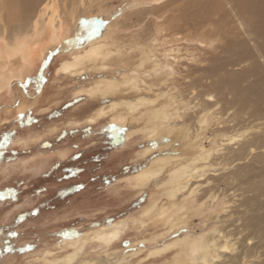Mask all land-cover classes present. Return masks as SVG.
I'll return each instance as SVG.
<instances>
[{"label": "rangeland", "instance_id": "rangeland-1", "mask_svg": "<svg viewBox=\"0 0 264 264\" xmlns=\"http://www.w3.org/2000/svg\"><path fill=\"white\" fill-rule=\"evenodd\" d=\"M102 1L90 4L93 6L88 7L81 27L76 30L78 36L65 28L57 42L48 41L49 44H46V39L43 53L40 57L35 56L30 63L23 62L19 56L10 57L9 60L0 59V76L7 69L16 73L19 70L23 75L22 79L13 77L10 85L0 91V264H65L64 260L69 255H73L69 264H189V257L183 253L182 247L171 248L159 255L152 253L153 248L186 238L191 241L214 226H228L226 229L234 233L240 222L248 220L249 214L256 217V213L264 212V207L259 211L249 207V212L239 207V215L235 213L231 217L227 216V219L213 221V216L222 211L227 198L238 203L244 195L253 194L251 191L242 194L246 187L250 188V182L264 185L256 177L247 181L240 178L232 182H225L224 179L218 182L216 193L219 195L212 208L203 209V198L198 201L191 195L190 200L183 201V198L178 200L177 195L171 198L173 207L165 218L154 211L147 214L149 206L166 203L169 197L167 190L174 186V183H169V173L186 161L187 152L195 153L198 150V146L190 142L192 138L181 140L182 136L177 129L174 130L176 134L173 132V136H168L169 130L163 127H160L164 135L162 143L157 141L151 144L153 141L148 139L146 133L156 121L151 110L166 107L170 101L167 95H157L154 88L161 86L162 80L170 75L173 79L170 86L177 81L175 85L179 89H186V85L181 83V73L186 70L191 74L190 80L202 78L201 84H191L198 91L199 98L202 95L204 98L205 93L212 94L216 99L220 97L217 87L210 86V76L205 78L206 71L203 72L202 67L204 64L208 66L206 61H212L213 55H223V49L216 47L223 45L216 30L222 32L226 40L234 37L236 32L233 31H238L234 17L225 3L233 7L237 1ZM57 2L53 8L59 13L63 5L61 0ZM12 17L15 18V15ZM4 20L0 22V30L5 22L9 25L7 18ZM11 23H15V20ZM169 26L175 30H169ZM158 28H161L157 32L159 41L163 35L161 31L168 41L160 49L176 47L179 52L182 51L179 53L181 58L176 65L166 67L167 74H159L160 79L156 82H153L155 76L143 74L142 77L148 80L147 84L152 86L150 89L137 90L127 86L123 92H143L139 96L157 100L151 107L143 106L134 112L117 107V110L97 117L95 109L113 99L103 98L99 103L96 101L101 98H87L85 93H75L79 90L76 88L91 80L88 79L91 75L82 74L76 81L58 70L63 60L80 52L98 35L105 33L103 39L106 43L113 39L122 41L127 37L145 42L148 33ZM169 37H203L209 38L213 44L205 47L204 42L198 43L201 48L194 50L190 46H182L184 40L174 43L169 41ZM211 46L213 49H209ZM130 51L133 53L128 54L130 58L119 57L116 60L118 64H109L119 69L118 72L113 69L117 81L121 80L122 74L138 68L140 50ZM193 55L202 59L199 66H195ZM150 65V62L145 63L144 67H140L141 71L148 72ZM201 88L204 93L200 91ZM190 90L186 89L185 93ZM137 97L132 96L131 100ZM186 101L185 96L183 106ZM192 103L196 104L194 110L200 108L199 103ZM117 114L125 118L122 124L114 125L111 119ZM92 117L95 120L90 121L88 118ZM5 135L8 136L7 140ZM208 135L207 132L199 135L204 137L205 149L212 141L211 138L206 139ZM216 144L220 146L218 139ZM146 147L152 149L145 155L143 150ZM165 156H171L170 164L164 166L161 175L143 186H137L133 179L135 173L149 167L152 160L154 163L157 158ZM239 164V161H231V168L225 170ZM245 169L249 172H242L247 177L254 171L258 173L253 167ZM217 173L220 174V171ZM203 178L205 176L193 182L200 183L204 181ZM258 199L264 204V195ZM175 220L181 222L172 227ZM113 226L118 229L111 243L97 242L94 237L96 233L103 228L106 232L112 231ZM12 231L18 235L11 236L9 233ZM255 234L254 241L246 239L245 244L260 243L264 233L257 231ZM254 250L255 255L247 260H254L253 263L258 264L264 260V246Z\"/></svg>", "mask_w": 264, "mask_h": 264}, {"label": "bare ground", "instance_id": "bare-ground-1", "mask_svg": "<svg viewBox=\"0 0 264 264\" xmlns=\"http://www.w3.org/2000/svg\"><path fill=\"white\" fill-rule=\"evenodd\" d=\"M57 1L60 0H0V22L2 20L6 21L4 18H7L9 22V25H6L5 22L0 30V59L9 60L10 57L19 56L23 62L30 63L34 60L35 56H41L46 39H48L46 44H49L48 41L50 43L57 42L65 28L68 31H72L74 36H78L77 31L82 25L83 18H85L84 15H86L88 7L93 6L90 4H94L95 2L98 4L102 0H61L63 7L59 13L53 8L58 3ZM233 1H237L233 4V7L230 3L226 1L225 3L234 17L238 31H233L236 32L233 34L234 37L226 40L222 36L223 33L216 30L219 39L223 40V45L216 47L223 49L221 51L223 55L220 54L221 56L217 55L216 57L213 55L214 57H211L212 61H206L208 62V66L204 64V67H202V71H206L207 77L205 76V78L207 79L210 76V86L217 87L220 97L216 99L212 94L205 93L203 98V95L200 93L202 96L199 98L198 91H195L194 85L191 84H201L202 78L197 77L190 80L191 74L186 70H183L181 73V83L186 85L187 90L191 89L187 94L185 93V88L179 89L180 87L178 88L175 85L177 81L173 85H169L170 81H173L170 75L162 80L161 86H154L157 95H167L170 101L165 105L166 107L163 106L156 111L151 110V113L154 114L153 117L156 118V121L152 123L153 126L149 127V130L146 131L148 139L153 141L151 144L154 145L157 141H159V144L162 143L161 139L164 135L160 127H163L166 128L165 130H169L168 136H173L174 130L177 129L182 136L181 140L187 141L192 138L190 142L197 145L198 150L195 153L193 151H191L192 153L187 152L186 161L181 162L178 168L169 173V183H174V186L167 190L169 197L166 203H162L159 206L156 204L149 206L147 214L154 211L158 216L165 218L173 207V200L171 198L177 195L179 196L177 199L183 198V201L185 199L187 201L190 200L191 195L198 199V201L203 198L204 200L201 202L203 209L212 208L211 206L217 201L219 195L216 193L219 185L218 182L220 183L223 179L225 182H232L240 180V178L247 181L250 178L259 177L264 183V164L262 163L264 160V0ZM13 15H15V18L12 17ZM13 20H15V23H11ZM67 26L72 27L68 28ZM172 26H169L168 29L175 30ZM73 29L76 33H73ZM159 29L161 28L155 29L153 33H148L149 36L145 42L137 40V38L127 37V39L122 41L119 39L113 41V39L112 41L110 40L111 42L106 43L103 39L105 35L103 32L104 34L92 38L88 45L80 52L73 54L67 60H63L58 70L64 76L73 80L79 79L85 73L91 75V78L88 76V79L91 80L76 88L79 90L75 93H85L87 98L113 99L102 103L95 109L97 117L104 116L107 112H113V110H117V107L126 108L128 111L133 110V112L143 106L151 107L157 100L139 96L143 92H128L125 94L123 92L127 86L136 88L137 90H142V88L150 89L152 87L151 84H147L148 80L146 81L142 75L155 76L156 79L154 77L155 80L153 82H156L160 79L159 74H167L166 67L171 64L176 65L178 59L181 58L179 53H182V51L179 52L178 49H175L176 47L160 49L168 41L165 39L166 35L162 31L161 34L163 35L160 36L161 40L159 41L157 35V32H160ZM238 34L242 35V37ZM181 40L185 41L182 46H190L194 50H199L202 42H204L205 47L213 44L209 38L203 37H169L170 42L177 43ZM132 49H139L141 53L138 68L134 70L131 68L133 70L131 73L122 74L121 80L117 81L113 74L119 69L116 70L110 67L109 64L111 65V63L116 62L119 57L121 59L123 56L130 58L128 54H133L130 51ZM209 49H213V46ZM125 54H127V57ZM193 56L195 66H199L202 59L196 58L195 55ZM146 61L150 62L151 68L148 69V72H143L140 67H144L145 63H147ZM126 63L128 64V60ZM114 67L116 68V66ZM186 67L189 69L188 65ZM232 67L236 69H232ZM171 68L173 69V67ZM113 69L116 71L113 72ZM15 76L18 79H22L23 75L19 70L17 73L11 69L5 70L0 76V91L9 86L11 79ZM200 91L204 93L202 88ZM189 94L190 96H188ZM137 95V98L131 100L132 96L135 97ZM185 96L188 101L183 106V97ZM192 102L199 103L200 108L194 110L196 104ZM124 118L122 115L117 114L111 120L116 125V123L122 124ZM88 119L90 121L95 120L93 117ZM206 132L209 133L206 139L211 138L212 141L209 147L205 149L203 145L204 137H200L199 135H205ZM217 139L220 146L216 144ZM195 141L197 143H194ZM150 149L152 148L146 147L143 153L146 155ZM170 158L171 156L159 157L154 163V160H152V164L150 163L149 167L135 173L133 179H135L136 185L143 186L160 176L164 166L170 164ZM234 160L239 161L240 164L226 171V168H231L229 164ZM242 162H244V165ZM245 167H253L258 170V173L254 171L256 173L253 172V174L251 173L247 177L242 172H249ZM217 171H220V174H216ZM212 175H216L217 177H212ZM203 176H205V179L203 178L204 181L198 183L197 179ZM245 177L247 178L245 179ZM194 180L197 181L193 182ZM260 180L258 181L261 182ZM250 183V188L246 187V191L240 190V192L242 191L243 194L251 191L253 194L244 195L242 200H238V203L234 199L227 198L224 201L225 205L223 209L221 208L222 211L213 216V221L227 219V216L231 217L235 213L239 215V207H244V210H247L246 212H249V207H253L254 211L263 209L264 204L263 202H259L258 197L264 195V185L256 182ZM183 192L185 194H182ZM198 194H201L200 197H197ZM206 198L209 199L206 200ZM202 207L200 208L202 209ZM247 219V221L240 222L236 226L237 230L234 233L231 229H226L228 226H214L191 241L186 238L165 243L160 247L153 248L152 253L159 255L171 248L182 247L183 253H186L189 257V264H254V260L247 259L255 255L254 249L258 250L260 246H264V238L260 239V243L257 241V243L253 242L251 245L245 244L244 241L246 239H249V242L250 239L253 240L256 237L255 233L257 231L264 233V212L256 213V217L249 214ZM179 222L181 221L175 220L171 226L176 227ZM238 222L236 221V223ZM103 229L99 232L96 231L97 233L94 237L98 240L97 242L103 241L105 244H110L116 237L118 228L114 227V230L109 232ZM237 234L239 235L237 236ZM72 257L73 255L67 256L64 263L69 264ZM258 264H264V260L259 261Z\"/></svg>", "mask_w": 264, "mask_h": 264}, {"label": "snow or ice", "instance_id": "snow-or-ice-1", "mask_svg": "<svg viewBox=\"0 0 264 264\" xmlns=\"http://www.w3.org/2000/svg\"><path fill=\"white\" fill-rule=\"evenodd\" d=\"M7 139H8V136L5 135V140H7ZM9 234H10L11 236H17V235H18L15 231L10 232Z\"/></svg>", "mask_w": 264, "mask_h": 264}, {"label": "water", "instance_id": "water-1", "mask_svg": "<svg viewBox=\"0 0 264 264\" xmlns=\"http://www.w3.org/2000/svg\"><path fill=\"white\" fill-rule=\"evenodd\" d=\"M100 101H103V99H99V101H96V102H99L100 103Z\"/></svg>", "mask_w": 264, "mask_h": 264}]
</instances>
